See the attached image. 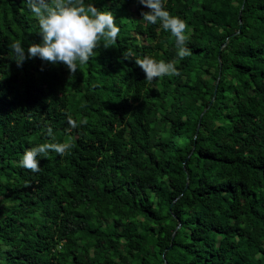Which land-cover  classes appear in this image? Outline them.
Masks as SVG:
<instances>
[{
    "label": "trees",
    "instance_id": "obj_1",
    "mask_svg": "<svg viewBox=\"0 0 264 264\" xmlns=\"http://www.w3.org/2000/svg\"><path fill=\"white\" fill-rule=\"evenodd\" d=\"M92 2L120 34L69 73L17 65L38 21L0 0V264H264V0H166L182 61L139 0ZM144 56L180 75L149 84ZM47 128L71 150L20 167Z\"/></svg>",
    "mask_w": 264,
    "mask_h": 264
},
{
    "label": "clouds",
    "instance_id": "obj_2",
    "mask_svg": "<svg viewBox=\"0 0 264 264\" xmlns=\"http://www.w3.org/2000/svg\"><path fill=\"white\" fill-rule=\"evenodd\" d=\"M139 3L148 9L141 13L146 24L159 25L162 31L175 38L179 60L193 54L185 35L187 24L170 13L166 0H139ZM25 5L38 21L40 40L27 45V55L24 42L17 40L11 43L18 66H22L27 58H39L53 65L62 63L69 73H75L93 57L95 49L101 44L105 48L113 46L120 34L113 13L98 9L92 0L87 5L84 0H25ZM129 57L124 56L125 59ZM134 59L149 84L158 78L180 75L174 62L158 61L150 56ZM68 124L73 129L78 127L75 120H69ZM46 132L51 141L25 150L19 160L20 167L39 172V158L46 157L49 152L63 156L73 147L70 142L56 141L51 128Z\"/></svg>",
    "mask_w": 264,
    "mask_h": 264
},
{
    "label": "water",
    "instance_id": "obj_3",
    "mask_svg": "<svg viewBox=\"0 0 264 264\" xmlns=\"http://www.w3.org/2000/svg\"><path fill=\"white\" fill-rule=\"evenodd\" d=\"M243 1H245V0H243ZM218 78H219V77H218ZM218 78H217V80H216V82H215L214 93H216V90H217Z\"/></svg>",
    "mask_w": 264,
    "mask_h": 264
}]
</instances>
